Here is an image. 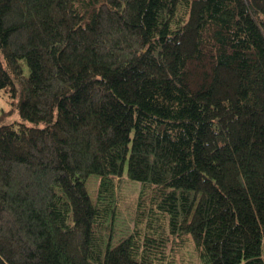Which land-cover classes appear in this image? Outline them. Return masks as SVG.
Listing matches in <instances>:
<instances>
[{"label":"trees","instance_id":"obj_1","mask_svg":"<svg viewBox=\"0 0 264 264\" xmlns=\"http://www.w3.org/2000/svg\"><path fill=\"white\" fill-rule=\"evenodd\" d=\"M0 96V264H264V0H0Z\"/></svg>","mask_w":264,"mask_h":264},{"label":"rangeland","instance_id":"obj_2","mask_svg":"<svg viewBox=\"0 0 264 264\" xmlns=\"http://www.w3.org/2000/svg\"><path fill=\"white\" fill-rule=\"evenodd\" d=\"M4 99L2 96H0V108L4 107L6 110H9L10 105L8 104L6 99L5 100ZM98 183H99V177H97L94 174L90 175L86 182L90 195L94 199L97 194ZM137 186L138 184L136 183L135 184L130 183L129 181L126 180L123 181L121 192H122V197L126 202H128L135 195L136 188H138Z\"/></svg>","mask_w":264,"mask_h":264}]
</instances>
